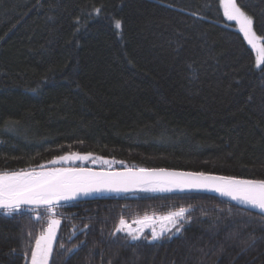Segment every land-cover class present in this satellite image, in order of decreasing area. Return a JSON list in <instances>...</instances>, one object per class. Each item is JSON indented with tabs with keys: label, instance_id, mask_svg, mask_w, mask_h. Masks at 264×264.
<instances>
[{
	"label": "trees",
	"instance_id": "trees-1",
	"mask_svg": "<svg viewBox=\"0 0 264 264\" xmlns=\"http://www.w3.org/2000/svg\"><path fill=\"white\" fill-rule=\"evenodd\" d=\"M237 2L264 37V0ZM261 68L218 0H0V172L110 163L264 180ZM75 152L93 156L52 163ZM181 208L158 239L116 231ZM51 217L48 264H264L261 212L149 190L0 209V264H31Z\"/></svg>",
	"mask_w": 264,
	"mask_h": 264
},
{
	"label": "snow or ice",
	"instance_id": "snow-or-ice-1",
	"mask_svg": "<svg viewBox=\"0 0 264 264\" xmlns=\"http://www.w3.org/2000/svg\"><path fill=\"white\" fill-rule=\"evenodd\" d=\"M223 7L224 15L229 20H235L239 24L240 30L248 39V43L256 47L254 41L258 37L253 30V21L249 18L236 0H218ZM115 27L119 29L121 22L116 21ZM264 54V48L259 49ZM257 66L264 64V60H258ZM264 71V68H261ZM88 156L80 154H70L57 157L52 163L67 161L72 159H88ZM143 176L135 173H94L85 172L83 169H52L49 171H15L0 172V209L5 210L8 215L18 212L23 205L44 206L48 211L54 212L56 205L62 200H68L77 194L87 193L101 188H126L135 184L149 185H176L187 187H213L216 191L228 195L236 200L259 208L264 212V180H246L234 177H214L204 173H168L165 170H146L140 169ZM190 177L192 179H184ZM185 209L181 208L178 212H171L167 216L161 217L168 221L173 227L180 223L184 218ZM145 220L150 219L145 217ZM60 221L50 218L46 234H42L35 242V248L31 253V264H48L52 253L55 233ZM121 225L125 224L121 220ZM143 223V221H138ZM117 228L116 231H121ZM177 232L180 228L176 229ZM171 231V229H168ZM160 234H163L161 230ZM129 235L133 240L141 238V231L131 232ZM153 239L158 238L155 229L152 232ZM63 247V245H61Z\"/></svg>",
	"mask_w": 264,
	"mask_h": 264
},
{
	"label": "water",
	"instance_id": "water-1",
	"mask_svg": "<svg viewBox=\"0 0 264 264\" xmlns=\"http://www.w3.org/2000/svg\"><path fill=\"white\" fill-rule=\"evenodd\" d=\"M70 154H80L81 156H88V157H92L93 154L91 153H69L66 155H70ZM75 160H83V159H75ZM105 162L107 161L106 158L103 159ZM58 169H74V170H80L83 169L85 172L91 171L94 173H135L137 176H143L144 173H140V169H146V170H165L168 173H204L205 175H210V176H214V177H228L222 174H218V173H211V172H199V171H193V170H184V169H176V168H169V167H159V168H133V167H122V168H102V167H95V166H81V167H68V168H58ZM52 169H41V170H37V172L39 171H49ZM23 171H31V170H23ZM234 178H238V179H246V180H259V179H252V178H243V177H234ZM184 179H192L190 177H184ZM143 184H135V185H131L128 186L126 188H120L119 190H117L116 188H108V187H104L101 188L100 190H94V191H90L87 192L86 194L81 192L79 194H77L76 196L68 199V200H62L60 201L58 204H62V203H67V202H75V201H81V200H87V199H91L94 198L96 196H101V195H118V194H124V193H130V192H136L139 190H144L142 188ZM167 186H174L176 188H178V190L175 191H190V192H202V193H209L218 197H221L223 199H226L228 201H231L239 206L242 207H246V208H251L254 210H257L259 212H261L262 214H264V212H262L259 208H254L251 205L244 203L241 200H236L233 199L232 197L228 196V195H224L219 191H216L215 188L213 187H187V186H176V185H167ZM169 192V191H166ZM26 207H37V206H32V205H23ZM39 207H44V206H39Z\"/></svg>",
	"mask_w": 264,
	"mask_h": 264
},
{
	"label": "rangeland",
	"instance_id": "rangeland-1",
	"mask_svg": "<svg viewBox=\"0 0 264 264\" xmlns=\"http://www.w3.org/2000/svg\"><path fill=\"white\" fill-rule=\"evenodd\" d=\"M237 2V0H236ZM238 4V2H237ZM239 5V4H238ZM241 8V7H240ZM242 9V8H241ZM243 10V9H242ZM243 12L249 17L252 19V17L246 12L243 10ZM227 18V17H226ZM228 19V18H227ZM229 20V19H228ZM230 22L234 23L236 25V27L240 30V27H239V24L237 23V21L235 20H229ZM253 21V19H252ZM253 30L254 32L256 33V36L258 37L257 39H255L254 43L256 45L255 48H253L252 45H250L252 47V49L254 50V54H255V65L256 67L257 66V61L258 60H264V54H261L259 52V49L261 48H264V37L260 36L254 29V26H253ZM243 33V32H242ZM244 34V33H243ZM245 36V35H244ZM246 38V37H245ZM247 42H248V39L246 38ZM262 65V64H261ZM260 65V66H261ZM95 164H98L100 165L99 162H95ZM111 164L110 163H104L102 164V168H108L110 167ZM151 191V190H149ZM157 192H166V191H157ZM171 192V191H169ZM179 211V210H178ZM178 211H175V212H178ZM169 213L167 214H146V215H141V216H137L135 218H132V219H121V220H124L125 221V224L124 225H121V221L119 222V224L117 225L116 229L117 228H121L123 231H126L127 233H129V231L131 232H137L138 230L141 231L142 233H144L146 230H148L150 233H151V239H153L152 237V232H153V229H155L158 233V238L160 236H162L164 233H166L168 231V229H172V228H175L172 226V224L168 221H165V220H162L161 217H164V216H167ZM145 217H149L150 219L148 220H145L144 218ZM51 218H55V219H58L57 217H51ZM60 221V220H59ZM138 221H143V223H138ZM60 224V223H59ZM178 225V224H177ZM176 225V227H177ZM47 228L48 226L46 227L45 231L43 232V234H46V231H47ZM58 228H59V225L57 226V230H56V233H55V239H56V236H57V233H58ZM161 230H163V234L161 235L160 232ZM156 238V239H158ZM55 242V241H54ZM54 245V243H53ZM49 261V260H48Z\"/></svg>",
	"mask_w": 264,
	"mask_h": 264
},
{
	"label": "bare ground",
	"instance_id": "bare-ground-1",
	"mask_svg": "<svg viewBox=\"0 0 264 264\" xmlns=\"http://www.w3.org/2000/svg\"><path fill=\"white\" fill-rule=\"evenodd\" d=\"M142 188L144 190H151V191H175L178 190V188L174 186H167V185H149V184H143Z\"/></svg>",
	"mask_w": 264,
	"mask_h": 264
}]
</instances>
